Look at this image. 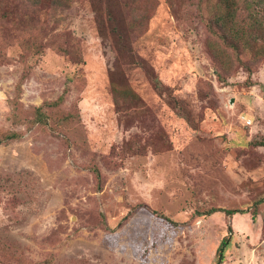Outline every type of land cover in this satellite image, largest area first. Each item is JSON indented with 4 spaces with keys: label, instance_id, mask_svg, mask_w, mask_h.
<instances>
[{
    "label": "rangeland",
    "instance_id": "374dc122",
    "mask_svg": "<svg viewBox=\"0 0 264 264\" xmlns=\"http://www.w3.org/2000/svg\"><path fill=\"white\" fill-rule=\"evenodd\" d=\"M214 9L0 0V264H264V29Z\"/></svg>",
    "mask_w": 264,
    "mask_h": 264
},
{
    "label": "trees",
    "instance_id": "16d2710c",
    "mask_svg": "<svg viewBox=\"0 0 264 264\" xmlns=\"http://www.w3.org/2000/svg\"><path fill=\"white\" fill-rule=\"evenodd\" d=\"M45 1L49 3L50 7L56 9L65 5V2H67L68 0ZM237 11L238 9L236 8L235 0H215V9L207 22L209 31L220 37L224 44H226L228 47L233 48L234 50H238L239 47H248L251 44L252 40H254V38L251 37L250 33L258 32L262 28L264 29V27H262V23L257 19L254 21L249 19L250 22L247 23V28L244 24L241 25L240 21L237 19ZM260 37H264V32ZM54 103H57V101H55ZM39 115H42V113H40ZM19 137V134L11 132L6 134L5 138L0 139V143L18 139ZM260 201L262 202L264 201V199H261ZM216 211H223L228 215H233L235 213H240L243 210L211 208L207 213L210 214ZM162 217L166 220H169V222L173 224L176 223L166 216L162 215ZM252 218H255V210H253L252 212ZM227 245L228 238L224 239L218 246L216 251L215 264L222 263L224 258V250Z\"/></svg>",
    "mask_w": 264,
    "mask_h": 264
},
{
    "label": "built area",
    "instance_id": "2783aa9c",
    "mask_svg": "<svg viewBox=\"0 0 264 264\" xmlns=\"http://www.w3.org/2000/svg\"><path fill=\"white\" fill-rule=\"evenodd\" d=\"M247 123H248V121H247Z\"/></svg>",
    "mask_w": 264,
    "mask_h": 264
}]
</instances>
